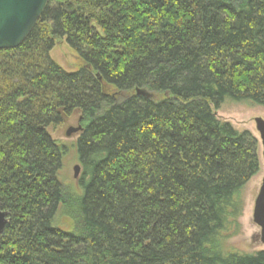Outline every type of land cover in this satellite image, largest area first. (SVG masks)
<instances>
[{"label":"trees","instance_id":"obj_1","mask_svg":"<svg viewBox=\"0 0 264 264\" xmlns=\"http://www.w3.org/2000/svg\"><path fill=\"white\" fill-rule=\"evenodd\" d=\"M61 40L75 71L50 58ZM226 102L264 108V0H49L0 51V264H264L223 250L259 169ZM74 112L82 193L62 230L47 129Z\"/></svg>","mask_w":264,"mask_h":264},{"label":"rangeland","instance_id":"obj_2","mask_svg":"<svg viewBox=\"0 0 264 264\" xmlns=\"http://www.w3.org/2000/svg\"><path fill=\"white\" fill-rule=\"evenodd\" d=\"M50 58L59 67L68 72L75 71L79 67V60L76 54L67 46L64 40L56 42L50 52ZM214 113L219 120L229 123L237 131H248L257 141L258 172L241 190L242 209L238 220L235 222L237 224L235 227L236 234L232 233V237L223 241V250L228 254L252 255L264 251V245L259 240L260 230L252 221L254 201L264 174L260 160L261 146L255 130L254 119L260 118L264 121V108L245 102H226ZM79 118V112H74L64 120L61 126L47 129L48 135L63 149L62 164L57 177L69 197L66 200V207L60 208L54 222L62 230H71L74 227L76 220L75 211L82 193L79 182L82 179L83 171L75 150V142L80 132L66 137V132L69 129L80 127ZM75 166H79L76 179L73 178V168Z\"/></svg>","mask_w":264,"mask_h":264},{"label":"water","instance_id":"obj_3","mask_svg":"<svg viewBox=\"0 0 264 264\" xmlns=\"http://www.w3.org/2000/svg\"><path fill=\"white\" fill-rule=\"evenodd\" d=\"M49 0H0V51L14 50L22 45L28 38ZM139 95H145L137 91ZM255 130L261 146L260 160L264 169V121L254 119ZM82 128L69 129L66 137L81 132ZM73 178H77L79 166L73 168ZM252 221L259 228V240L264 245V174L261 186L254 201ZM7 222V214L0 209V234Z\"/></svg>","mask_w":264,"mask_h":264}]
</instances>
